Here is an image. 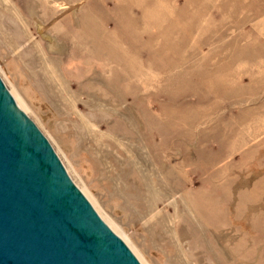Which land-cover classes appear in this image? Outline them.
Returning <instances> with one entry per match:
<instances>
[{
  "label": "rangeland",
  "instance_id": "rangeland-1",
  "mask_svg": "<svg viewBox=\"0 0 264 264\" xmlns=\"http://www.w3.org/2000/svg\"><path fill=\"white\" fill-rule=\"evenodd\" d=\"M0 77L141 264H264V0H0Z\"/></svg>",
  "mask_w": 264,
  "mask_h": 264
},
{
  "label": "water",
  "instance_id": "water-1",
  "mask_svg": "<svg viewBox=\"0 0 264 264\" xmlns=\"http://www.w3.org/2000/svg\"><path fill=\"white\" fill-rule=\"evenodd\" d=\"M0 264H141L1 77Z\"/></svg>",
  "mask_w": 264,
  "mask_h": 264
},
{
  "label": "bare ground",
  "instance_id": "bare-ground-1",
  "mask_svg": "<svg viewBox=\"0 0 264 264\" xmlns=\"http://www.w3.org/2000/svg\"><path fill=\"white\" fill-rule=\"evenodd\" d=\"M16 99V102H17V104L21 107V108H24L23 107V104L20 102V99H19V97L18 98H15ZM22 105V106H21ZM26 110V109H25ZM25 110H24V112H25ZM59 158V157H58Z\"/></svg>",
  "mask_w": 264,
  "mask_h": 264
}]
</instances>
